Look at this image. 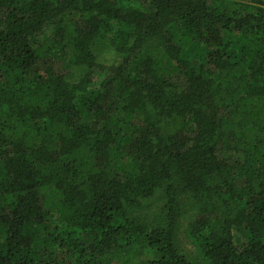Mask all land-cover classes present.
<instances>
[{
  "label": "trees",
  "instance_id": "trees-1",
  "mask_svg": "<svg viewBox=\"0 0 264 264\" xmlns=\"http://www.w3.org/2000/svg\"><path fill=\"white\" fill-rule=\"evenodd\" d=\"M0 264H264V0H0Z\"/></svg>",
  "mask_w": 264,
  "mask_h": 264
},
{
  "label": "rangeland",
  "instance_id": "rangeland-1",
  "mask_svg": "<svg viewBox=\"0 0 264 264\" xmlns=\"http://www.w3.org/2000/svg\"><path fill=\"white\" fill-rule=\"evenodd\" d=\"M104 78V73L102 72H97L95 74V77H94V84H93V87L94 89H98L101 82H102V79ZM118 116V114H117ZM181 245H182V250L184 252V254L188 257V258H192L195 256L196 254V250L195 248L192 246V242H191V239L189 238L188 235H185V233L182 234L181 236Z\"/></svg>",
  "mask_w": 264,
  "mask_h": 264
}]
</instances>
